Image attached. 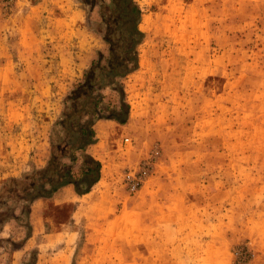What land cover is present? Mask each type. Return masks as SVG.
<instances>
[{"label":"rangeland","instance_id":"1","mask_svg":"<svg viewBox=\"0 0 264 264\" xmlns=\"http://www.w3.org/2000/svg\"><path fill=\"white\" fill-rule=\"evenodd\" d=\"M135 2L128 119L88 148L98 183L62 204L3 195L0 264H264V0ZM101 30L81 0H0V192L47 166L67 96L106 54ZM100 96L118 110L115 91ZM74 154L60 160L76 177Z\"/></svg>","mask_w":264,"mask_h":264},{"label":"trees","instance_id":"2","mask_svg":"<svg viewBox=\"0 0 264 264\" xmlns=\"http://www.w3.org/2000/svg\"><path fill=\"white\" fill-rule=\"evenodd\" d=\"M89 7H98L102 30L107 45L106 54L97 52L95 59L83 73V80L67 96L69 106L57 125L61 128L60 145L54 147L47 166L24 180L11 179L0 192L16 197L24 194L26 201L48 198L60 187L72 185L78 195L86 194L100 179L99 161L87 153L96 143L94 124L98 120H113L119 125L127 122L129 105L125 102L122 80L137 70L138 46L144 39L139 29L141 10L135 0H81ZM111 89L118 94V110L103 108L100 92ZM105 112V114H104ZM79 153L81 163L75 177L73 167L64 169L60 158L75 163ZM32 264H35V260Z\"/></svg>","mask_w":264,"mask_h":264},{"label":"built area","instance_id":"3","mask_svg":"<svg viewBox=\"0 0 264 264\" xmlns=\"http://www.w3.org/2000/svg\"><path fill=\"white\" fill-rule=\"evenodd\" d=\"M156 155V152L153 153L152 156L145 159L141 166L137 169V171H128L124 176V183L126 186V189L129 192H135L137 191L142 184L144 183V180L148 177L150 174V171L153 166V159Z\"/></svg>","mask_w":264,"mask_h":264},{"label":"crops","instance_id":"4","mask_svg":"<svg viewBox=\"0 0 264 264\" xmlns=\"http://www.w3.org/2000/svg\"><path fill=\"white\" fill-rule=\"evenodd\" d=\"M113 122H115V121H113V120H105V119L98 120L97 122H95L94 127H93L94 128V132H95V137L98 138V134H97L96 128L101 127L102 125L103 126L108 125V124L110 125ZM95 144H93V145H91L89 147H93ZM88 148H87V153L89 152ZM88 154H91V153H88ZM91 156L93 158H95L93 155H91ZM87 194L88 193L83 194V195H78V194L75 193L74 188H73L72 185H65V186L60 187L55 193H53V195L51 197L47 198V200L54 201V200H56L58 198L59 202H60L59 204H62L64 202H66V201H72L73 202L74 200H79L80 198H82L83 196H85ZM32 202L35 203L36 200H34ZM27 239H30V236Z\"/></svg>","mask_w":264,"mask_h":264}]
</instances>
